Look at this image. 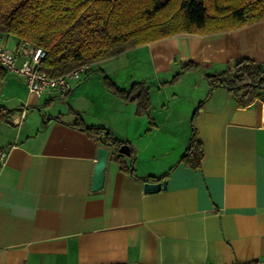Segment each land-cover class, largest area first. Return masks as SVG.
<instances>
[{"label":"crops","instance_id":"obj_1","mask_svg":"<svg viewBox=\"0 0 264 264\" xmlns=\"http://www.w3.org/2000/svg\"><path fill=\"white\" fill-rule=\"evenodd\" d=\"M19 44L0 38L15 54ZM240 58L264 67V21L162 38L101 62L122 89L145 82L148 114L108 92L96 63L69 92L39 96L4 69L0 264H264V100L238 105L207 78ZM188 63L196 67L177 82L163 81L164 72ZM77 118L106 127L134 153L124 159L130 170L109 155L99 190L91 184L100 144ZM193 129L202 144L197 167L181 159ZM164 174L166 189L144 192L145 178Z\"/></svg>","mask_w":264,"mask_h":264},{"label":"trees","instance_id":"obj_2","mask_svg":"<svg viewBox=\"0 0 264 264\" xmlns=\"http://www.w3.org/2000/svg\"><path fill=\"white\" fill-rule=\"evenodd\" d=\"M259 21H264V0H0V38L12 35L19 42L44 48L40 68L50 77L171 35L211 34ZM192 67L196 64L185 65ZM4 73L0 67V76ZM180 76L176 74L169 82ZM207 78L211 85H225L238 105L264 100V67L253 59H236ZM104 84L114 95L134 102L137 114H148L150 95L145 82H134L126 90L105 76ZM75 123L99 146L108 148L122 169H131L124 160L127 156L118 152L128 141L106 127H87L80 118ZM130 151L132 160L131 145ZM201 158L202 144L193 129L181 159L197 167Z\"/></svg>","mask_w":264,"mask_h":264},{"label":"built area","instance_id":"obj_3","mask_svg":"<svg viewBox=\"0 0 264 264\" xmlns=\"http://www.w3.org/2000/svg\"><path fill=\"white\" fill-rule=\"evenodd\" d=\"M18 54L11 50L0 46V67L20 75L26 83L28 92L35 96L51 90H56L62 94L69 92L71 89L72 80H80L88 75L91 70V64L87 63L80 65L71 71L56 76L50 77L40 68V63L45 56V49L40 46H35L29 42L22 41L19 44ZM18 57L21 58L20 63H17ZM24 117V111L17 114L13 118V122L19 125ZM7 152L0 150V161H4Z\"/></svg>","mask_w":264,"mask_h":264},{"label":"water","instance_id":"obj_4","mask_svg":"<svg viewBox=\"0 0 264 264\" xmlns=\"http://www.w3.org/2000/svg\"><path fill=\"white\" fill-rule=\"evenodd\" d=\"M130 145H131L130 143L121 145L118 148V152L127 157H130L131 155ZM109 155H110V150L108 148L104 146H99L97 148V158L93 170L92 184H91L92 190H99L103 186L104 176H105L104 170L108 162ZM166 187H167L166 179H162L158 182L146 181L143 183V190L146 193L156 192L161 189H166Z\"/></svg>","mask_w":264,"mask_h":264},{"label":"rangeland","instance_id":"obj_5","mask_svg":"<svg viewBox=\"0 0 264 264\" xmlns=\"http://www.w3.org/2000/svg\"><path fill=\"white\" fill-rule=\"evenodd\" d=\"M180 34H182V33H179V34H175V35H180ZM175 35H171V36H175ZM168 37H170V36H168ZM166 38V37H165ZM109 58H111V57H109ZM147 58V56H145V57H143L142 59H141V61H143L144 63H146L147 61L146 60H148V59H146ZM106 59H108V58H106ZM106 59H102V60H99V61H96V62H94V63H96L95 64V71L94 72H98V73H100V74H102V82H103V85H104V87H105V84H104V77L106 76L105 74H104V72L101 70V68H100V66L103 64V63H101V62H104V60H106ZM119 60L120 59H115V60H110V61H106V62H109V63H117V62H119ZM140 61V62H141ZM212 66L215 68H218L219 67V62H218V60L217 59H215L212 63ZM186 65V64H185ZM185 65L184 64H179V65H175V66H173L174 67V69H176V71L175 72H172V74H169L168 72H164L163 73V78L162 79H164L163 81H165V77H169L168 79H167V81H170V80H172V78L176 75V74H178V73H181V75H183V74H185L186 72H188V71H190V69H188V68H185ZM227 67V66H226ZM215 70V69H214ZM174 73V74H173ZM171 75H173V76H171ZM181 77V76H180ZM117 79H119V80H121V79H123L122 77H119V78H117ZM180 79V78H179ZM178 79V80H179ZM185 79H187L188 80V77H186ZM111 80V79H110ZM177 82V81H176ZM131 86V85H130ZM106 88V87H105ZM107 90V89H106ZM108 91V90H107ZM108 92H110V91H108ZM111 93V92H110ZM112 94V93H111ZM114 95V94H113Z\"/></svg>","mask_w":264,"mask_h":264}]
</instances>
